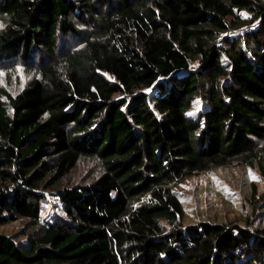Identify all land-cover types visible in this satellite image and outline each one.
I'll list each match as a JSON object with an SVG mask.
<instances>
[{"label":"trees","instance_id":"obj_1","mask_svg":"<svg viewBox=\"0 0 264 264\" xmlns=\"http://www.w3.org/2000/svg\"><path fill=\"white\" fill-rule=\"evenodd\" d=\"M0 22V65L38 73L0 87V226L32 225L0 264H264V228L185 226L173 190L234 160L264 178V0H0ZM82 158L104 172L45 217Z\"/></svg>","mask_w":264,"mask_h":264},{"label":"rangeland","instance_id":"obj_2","mask_svg":"<svg viewBox=\"0 0 264 264\" xmlns=\"http://www.w3.org/2000/svg\"><path fill=\"white\" fill-rule=\"evenodd\" d=\"M242 14L250 19L249 13L243 11ZM257 23L258 20L251 22L250 27H254ZM1 25L0 22V27ZM248 26H246L247 29ZM233 32L241 33L242 26ZM73 43L72 40L68 41L69 45ZM101 75L117 83L110 74L101 72ZM34 76H38L35 68L25 62L6 61L0 65V87L4 86L12 93L20 92ZM145 90L154 91L153 88ZM124 95L122 89L115 93V97ZM200 104V100H197L192 112L196 113L201 107ZM262 145L264 147V143ZM103 172V166L98 159L82 158L77 167L57 187L43 192L47 197L43 203L44 216L59 210L56 208L57 200L51 192L77 184L87 185ZM173 190L185 209L183 219L185 226L200 221L235 222L245 226L248 221H251L254 227L264 228V219L258 215V212L263 210L261 202H263L262 194L264 193V178L258 162L248 165L234 160L229 165L189 176L176 184ZM29 226L32 227L26 220H19L0 226V233L25 242L27 239L25 231Z\"/></svg>","mask_w":264,"mask_h":264},{"label":"built area","instance_id":"obj_3","mask_svg":"<svg viewBox=\"0 0 264 264\" xmlns=\"http://www.w3.org/2000/svg\"><path fill=\"white\" fill-rule=\"evenodd\" d=\"M242 30H243V31H246V30H247V27L244 26V27L242 28ZM257 197H259V196H257Z\"/></svg>","mask_w":264,"mask_h":264}]
</instances>
